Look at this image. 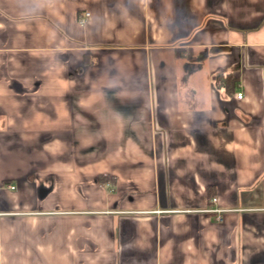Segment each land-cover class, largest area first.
I'll return each mask as SVG.
<instances>
[{"label":"crops","instance_id":"crops-1","mask_svg":"<svg viewBox=\"0 0 264 264\" xmlns=\"http://www.w3.org/2000/svg\"><path fill=\"white\" fill-rule=\"evenodd\" d=\"M0 264H264V0H0Z\"/></svg>","mask_w":264,"mask_h":264},{"label":"built area","instance_id":"built-area-1","mask_svg":"<svg viewBox=\"0 0 264 264\" xmlns=\"http://www.w3.org/2000/svg\"><path fill=\"white\" fill-rule=\"evenodd\" d=\"M88 16H89V13L88 12H85L82 16H80L79 17V23L80 24H83L84 25V23H85V21L87 20V18H88ZM236 97L238 98V99H240L241 97H242V92H237L236 93ZM11 188H13L12 186H11ZM213 201H215L216 199L215 198H213L212 199ZM210 212H215L216 213V219H218V220H220L221 219V212L223 211V209H219V208H212V209H208Z\"/></svg>","mask_w":264,"mask_h":264}]
</instances>
